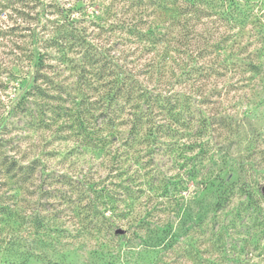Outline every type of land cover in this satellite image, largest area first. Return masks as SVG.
<instances>
[{"label":"rangeland","instance_id":"1","mask_svg":"<svg viewBox=\"0 0 264 264\" xmlns=\"http://www.w3.org/2000/svg\"><path fill=\"white\" fill-rule=\"evenodd\" d=\"M157 2L0 0V264H264V0Z\"/></svg>","mask_w":264,"mask_h":264},{"label":"trees","instance_id":"2","mask_svg":"<svg viewBox=\"0 0 264 264\" xmlns=\"http://www.w3.org/2000/svg\"><path fill=\"white\" fill-rule=\"evenodd\" d=\"M160 2L162 3V0H158V2H157L158 7L161 4ZM149 31H148V33L151 34V32H149ZM137 32H138L137 33L138 34V37H140V39H146L145 36L147 34L145 32L144 33L140 32V31H137ZM66 34L70 35L69 32H67ZM114 82H115L114 84H116L115 87H114V89H112L109 92L107 91L105 94L102 95V98L104 97L106 100H108V102H110V103L114 102L116 104L117 103V100L119 99L120 96H122V94H125L126 96L127 95H130V92L133 90V86L131 85V83H128V81H126L125 78H122V79H120L118 81L115 80ZM143 93L144 92H142L140 95H138L136 97L142 96ZM150 98H151V100H153V102L159 103L160 105L164 101V98H161V96L159 94H157V93H155L154 96L152 95ZM139 119L140 118H138V120Z\"/></svg>","mask_w":264,"mask_h":264}]
</instances>
